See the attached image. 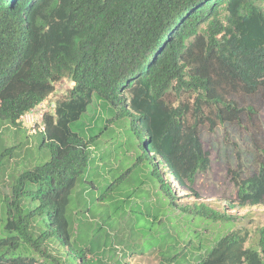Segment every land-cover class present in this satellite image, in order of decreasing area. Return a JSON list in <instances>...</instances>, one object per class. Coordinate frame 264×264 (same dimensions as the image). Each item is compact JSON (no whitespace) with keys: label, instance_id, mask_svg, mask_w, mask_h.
<instances>
[{"label":"trees","instance_id":"1","mask_svg":"<svg viewBox=\"0 0 264 264\" xmlns=\"http://www.w3.org/2000/svg\"><path fill=\"white\" fill-rule=\"evenodd\" d=\"M63 79L72 83L68 98L43 114L39 134L49 160L22 171L1 197L0 264H88L90 250L60 259L48 245L71 241L69 196L93 142L71 125L93 95L131 119L137 162L152 165L181 213L234 220L203 203L179 204L172 189L197 196L210 165L204 127L233 129L247 145L227 170L235 205L226 209L264 205V0H0V124L19 127ZM20 145L0 146V167ZM248 235L226 233L195 264H264V226L254 247H245Z\"/></svg>","mask_w":264,"mask_h":264},{"label":"rangeland","instance_id":"2","mask_svg":"<svg viewBox=\"0 0 264 264\" xmlns=\"http://www.w3.org/2000/svg\"><path fill=\"white\" fill-rule=\"evenodd\" d=\"M71 87L66 79L57 83L43 102V112L53 113L56 102L68 98ZM187 99L190 97L184 95L183 101ZM261 123L264 128V111ZM38 126L32 132L21 122L16 129L0 124V146L21 144L0 167V200L22 171L49 160L48 150L40 145ZM71 130L82 139L92 137L93 142L89 144L86 172L69 196L66 216L70 244L61 248L56 242L49 243L54 256L65 259L69 252L71 258L76 251L87 249L88 264H195L220 237L236 229L249 234L245 247L255 246L256 230L264 226V205L226 209L235 205V189L227 170L235 168L237 156L247 150L233 129L218 128L215 133L201 129L202 147L210 165L196 179L197 196H186L188 193L172 183L179 204L199 202L224 211L234 217L227 224L193 218L169 205L152 177V165L137 162L140 150L131 119L118 116V110L104 100L93 95L86 113Z\"/></svg>","mask_w":264,"mask_h":264},{"label":"built area","instance_id":"3","mask_svg":"<svg viewBox=\"0 0 264 264\" xmlns=\"http://www.w3.org/2000/svg\"><path fill=\"white\" fill-rule=\"evenodd\" d=\"M44 103L39 104L37 107L32 109L31 111L23 114L19 122H21L27 129H30L32 132L35 130L37 125L40 131L44 130V125L42 124V117H43V110ZM39 111V112H38Z\"/></svg>","mask_w":264,"mask_h":264},{"label":"crops","instance_id":"4","mask_svg":"<svg viewBox=\"0 0 264 264\" xmlns=\"http://www.w3.org/2000/svg\"><path fill=\"white\" fill-rule=\"evenodd\" d=\"M89 150H90V148H89Z\"/></svg>","mask_w":264,"mask_h":264}]
</instances>
